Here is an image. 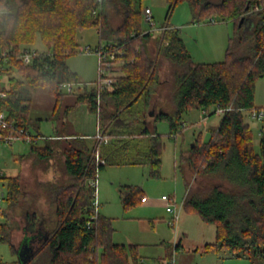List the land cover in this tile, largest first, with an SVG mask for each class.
<instances>
[{
	"label": "trees",
	"instance_id": "1",
	"mask_svg": "<svg viewBox=\"0 0 264 264\" xmlns=\"http://www.w3.org/2000/svg\"><path fill=\"white\" fill-rule=\"evenodd\" d=\"M143 1L0 0V91L5 92L0 95V109L7 114L6 127L0 125L3 135L18 138L21 129L30 131L32 88L46 87L59 94L62 83L79 82L66 61L77 52L79 29L96 28L99 45L123 52H115L109 69L115 79L110 87L101 90L97 81L96 87L77 94V103H87L97 115L102 138L71 137L64 148V173L71 181L49 184L54 228L45 222L48 236L26 264H45L43 256L46 264H139L138 244L112 240V218L98 211L96 218H90L95 213V189L88 182L97 180L106 165H146L150 176H160L164 143L157 122L168 121L175 136L186 127L181 121L184 113L195 108L209 116L223 110V117L218 126L210 127L209 141L196 142L182 153L180 167L187 163L197 174L217 176L232 185L225 190L213 184L208 195L201 197L189 193L184 178V206L216 227V240L206 243L204 251L264 258V129L256 152L252 130L244 120L247 111L264 112L254 103L256 81L264 77V0H186L193 22L217 18L243 29L249 14L254 17L248 31L230 38L225 60L216 62L195 61L180 28L168 21L183 0H166L167 20L158 32L143 27ZM115 18L120 22L115 23ZM38 37L43 51L32 47ZM24 47L34 49L30 62L22 57ZM163 61L174 67L168 80L173 85L171 111L156 109L153 103L168 83L160 75ZM63 136H45V145L32 143L29 154L50 159ZM5 178L7 207L1 214L0 241L11 242L14 224L7 210L18 204L22 189L18 175ZM120 195L125 207L145 196L133 185H123ZM39 220L36 211L28 214L31 229H39Z\"/></svg>",
	"mask_w": 264,
	"mask_h": 264
},
{
	"label": "rangeland",
	"instance_id": "2",
	"mask_svg": "<svg viewBox=\"0 0 264 264\" xmlns=\"http://www.w3.org/2000/svg\"><path fill=\"white\" fill-rule=\"evenodd\" d=\"M143 7L151 8L154 22L151 26L145 21L144 16V29L158 32L167 20L166 0H144ZM120 20L115 18V23ZM168 21L180 28L181 37L195 61L216 62L225 60L230 38L248 31L255 20L249 14L243 22V29L240 27L236 29L233 21H220L217 18L216 21L193 22L190 5L188 1L183 0L172 10ZM76 42L77 52L66 59L67 64L79 78L78 83H72L73 90L68 91L67 87H62L61 93L57 94L50 92L46 87L31 89L29 130L32 134H40V137L43 135L44 138L52 137L53 133L59 130L77 136L85 134L91 139L97 134V115L88 108L87 103L76 101L78 93L96 87V82L100 79V58L95 51L100 44L97 29L94 27L79 29L76 33ZM87 46L91 51L81 50ZM32 47L45 50L39 37ZM173 69L170 62L163 61L160 75L162 80H167L168 83L162 87L153 102L156 109L171 111L174 108L173 85L169 82ZM104 73L115 79L108 68H105ZM254 103L256 106L264 107V77L256 81ZM214 110L215 107H212L211 112ZM222 117V111L217 110L209 116L201 109H192L184 113L181 121L186 127L175 136L171 134L168 121H158L157 130L162 135L164 143L160 176H150L149 166L137 164L106 165L98 172L97 210L101 215L112 218L115 229L112 236L114 242L138 244L139 264H167L169 261L173 264H264V258H237L230 256L228 252H205L204 245L216 240V227L184 206L185 179L189 184V193L197 192L201 197H206L212 185L216 183L221 184V188L225 190L232 187L228 181L220 177L197 174L192 168H188L187 163L180 167L182 153L190 150L196 142L209 141L210 127L218 126ZM244 120L252 130L254 150L259 152L264 116L259 119L247 111ZM75 135L72 136L76 137ZM72 136H63L59 146L57 145L59 150L50 159L29 154L31 144L28 141L15 139L12 144L0 141L2 175L0 195L7 193L5 178L7 176L18 175L22 189L18 204L7 210L14 227L11 242L0 241V264H20L17 247L28 242L31 234L26 230L28 214L36 211L39 219L51 223L50 226L54 228L52 219L54 195L49 192V186L57 183L67 185L71 181L64 173L62 152L70 145ZM44 138H38V146L45 145ZM95 138L98 139L97 135ZM123 185L138 186L142 194L148 198V202H138L125 207L120 195V188ZM164 194L174 198L176 202L179 218L173 225L169 222L172 221L174 213L167 212L165 203L161 200ZM3 206L7 207V202L4 201ZM42 242L43 239L35 243L36 251ZM179 244L180 246L176 247ZM45 258L43 256L42 260L46 264L48 260Z\"/></svg>",
	"mask_w": 264,
	"mask_h": 264
},
{
	"label": "built area",
	"instance_id": "3",
	"mask_svg": "<svg viewBox=\"0 0 264 264\" xmlns=\"http://www.w3.org/2000/svg\"><path fill=\"white\" fill-rule=\"evenodd\" d=\"M98 1H100V0H98ZM143 15L145 16V21L148 22L151 26H153L154 25L153 15H152V11H151L150 7H145L144 8ZM163 29H165V26L163 27ZM82 50L83 51L87 50L89 52V51H91V48L89 46H87V47H85ZM95 51L98 53L99 58H100V68H101L100 71L101 72H100V79L98 81V85H99V89L102 90L106 86H110L114 82V79L112 77H110V75L104 73L105 68L110 69V67L113 66V62L112 61L115 58V52H119L120 54H123V52L121 50H118V51H115V52L114 51H112V52L111 51H107V50H105L104 45L97 46ZM21 54H22V57H23L25 62H30L31 58H32V55L34 54V49H30V48L24 47L22 49V51H21ZM0 59H1V51H0ZM61 87H67L68 91H72L73 90L72 84H70V83H62ZM0 95H5V92L0 91ZM218 111H222L223 112V110H218ZM251 114H252L253 117H256V118H259V119H262L263 116H264V112L263 111H253ZM6 119H7L6 112L4 110L0 109V125L2 127H6V125H7V120ZM20 133H21L22 136H20L18 138L15 137L12 134L3 135V134L0 133V141H4L6 143L12 144V142L15 139H22V140L28 141V142H30V144H32V143H37L38 138H41V137L44 138L43 136H41V137L37 136L35 134H32L30 131L24 130V129H21ZM96 135H97L98 139L102 138V134L100 133L99 128H98V131H97ZM0 175H1V172H0ZM88 183H89V185H91L95 189L94 190L95 199H94V202H93L94 205H95V213L93 215H91V217H90L91 219H94V218H96L97 211H98L97 210L98 209V201L96 199V195H97V180L96 179H90ZM4 197H5V194L1 193V195H0V222H1L2 210H3V207H4L3 203L5 201ZM161 200L165 203V207H166L167 212L174 213V217L172 218V221L169 222L171 225H173L174 222L179 218V213L176 211V209H177L176 202H175L174 198H172V197H170L168 195H165V194L162 195ZM141 201L142 202H147L148 198L146 196H144V197L141 198ZM169 263H172V261H169Z\"/></svg>",
	"mask_w": 264,
	"mask_h": 264
},
{
	"label": "water",
	"instance_id": "4",
	"mask_svg": "<svg viewBox=\"0 0 264 264\" xmlns=\"http://www.w3.org/2000/svg\"><path fill=\"white\" fill-rule=\"evenodd\" d=\"M245 17H242L240 19L239 25L242 24L244 21ZM154 111L151 112L153 114ZM194 146V145H193ZM36 238V236L30 237V240L24 244H19L18 248V254H19V262L20 264H26L35 254H36V249L31 245V242Z\"/></svg>",
	"mask_w": 264,
	"mask_h": 264
},
{
	"label": "flooded vegetation",
	"instance_id": "5",
	"mask_svg": "<svg viewBox=\"0 0 264 264\" xmlns=\"http://www.w3.org/2000/svg\"><path fill=\"white\" fill-rule=\"evenodd\" d=\"M46 221L45 220H39L38 221V226H39V229L36 230V229H31V225L29 222H27V227H26V230H28V232H30L31 234L29 235L30 237L32 236H36V238L31 242V245H33V247L35 246V243L38 241V240H41V239H46L47 236H48V229L46 227ZM26 231V233H28Z\"/></svg>",
	"mask_w": 264,
	"mask_h": 264
},
{
	"label": "crops",
	"instance_id": "6",
	"mask_svg": "<svg viewBox=\"0 0 264 264\" xmlns=\"http://www.w3.org/2000/svg\"><path fill=\"white\" fill-rule=\"evenodd\" d=\"M89 108V107H88ZM98 122V121H97ZM56 134H63L64 135V137H70V136H72V135H75V134H69V133H64V132H60L59 130H56V132H54L53 133V138H56ZM45 136V135H44ZM75 136H77V135H75ZM78 136L79 137H88V136H86L85 134H78ZM95 136H96V134H95ZM95 136H94V138H95ZM72 137H74V136H72ZM89 139H91L90 137H88ZM46 143V142H45ZM142 202V201H141ZM148 202V201H147ZM147 202H142V203H147ZM106 216V215H105ZM106 217H108V216H106ZM117 243H119V242H117Z\"/></svg>",
	"mask_w": 264,
	"mask_h": 264
}]
</instances>
